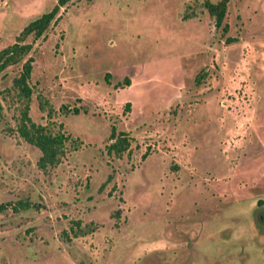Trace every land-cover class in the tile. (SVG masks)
Returning a JSON list of instances; mask_svg holds the SVG:
<instances>
[{
    "label": "rangeland",
    "instance_id": "obj_1",
    "mask_svg": "<svg viewBox=\"0 0 264 264\" xmlns=\"http://www.w3.org/2000/svg\"><path fill=\"white\" fill-rule=\"evenodd\" d=\"M55 1L0 0V48ZM205 1L68 0L23 39L28 114L68 139L36 165L1 71L0 264H264V0Z\"/></svg>",
    "mask_w": 264,
    "mask_h": 264
},
{
    "label": "trees",
    "instance_id": "obj_2",
    "mask_svg": "<svg viewBox=\"0 0 264 264\" xmlns=\"http://www.w3.org/2000/svg\"><path fill=\"white\" fill-rule=\"evenodd\" d=\"M67 1L68 0H56L49 9L31 17L15 36V40L0 48V72L9 65L20 64L17 73L11 77L9 87V89L13 91L16 100L19 101L16 124L12 130L15 131L23 141L38 149L39 155L35 162L41 169L55 166L59 163L66 150L65 141L68 139V135L59 130L52 132L44 124L34 122L28 114L30 94L32 92L29 83L32 57L28 55V53L32 48V43L24 42L23 39L28 34H31L33 39L42 36L49 24L58 17L57 13L59 8L64 6ZM204 5L213 16L215 24L219 26L225 12L226 0H217L215 2L205 1ZM128 82V77L124 75L119 81V84H128ZM231 98H233L232 94ZM73 111L77 112V109L74 108ZM108 138L110 142L107 145L106 151H112L115 155H120L129 145L127 136L123 134L121 130L115 133L113 127H111ZM159 143L163 146L161 141ZM7 203L9 202L7 201ZM4 205L5 203H0V209L3 208ZM27 206L28 203L21 200H17L12 204L14 209L25 208ZM76 224H78V221H76ZM81 231L83 232V230Z\"/></svg>",
    "mask_w": 264,
    "mask_h": 264
},
{
    "label": "flooded vegetation",
    "instance_id": "obj_3",
    "mask_svg": "<svg viewBox=\"0 0 264 264\" xmlns=\"http://www.w3.org/2000/svg\"><path fill=\"white\" fill-rule=\"evenodd\" d=\"M263 217V219H264V216H262ZM262 223H264V221H262Z\"/></svg>",
    "mask_w": 264,
    "mask_h": 264
}]
</instances>
